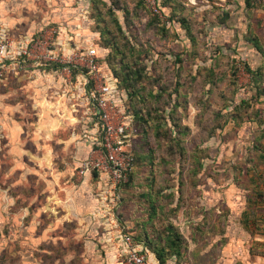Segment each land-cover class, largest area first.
Wrapping results in <instances>:
<instances>
[{
	"label": "rangeland",
	"instance_id": "374dc122",
	"mask_svg": "<svg viewBox=\"0 0 264 264\" xmlns=\"http://www.w3.org/2000/svg\"><path fill=\"white\" fill-rule=\"evenodd\" d=\"M161 1L168 10L169 0ZM153 2L0 0V20L6 30L25 38L46 24L63 25L64 21L56 18L66 13L69 22L62 26V35L68 36L72 45L67 51L74 47L97 49L103 66L112 68L119 79L118 100L134 113L135 126H140L139 133L131 131L129 149L136 155L135 165L129 184L119 190L117 212L150 264H217L220 255L215 235L229 234L230 227L226 223L222 232V226H217L215 199L224 201L227 217L232 211L228 204L238 194L236 188L254 183L255 175L241 172L249 167L250 159L241 156L248 144H242L239 137L264 105V95H256L264 88V63L248 64L233 57L231 49L210 43L204 18L192 7L188 9L193 23L187 38L191 46L184 40L175 42L169 16L158 18ZM73 33L79 35L72 38ZM38 69L17 71L35 73ZM249 69L255 70V80ZM13 74L11 70L7 78L0 79V264H105L94 225L86 218L93 205L88 193L94 180L85 187L80 181L83 177H77L82 158H62L61 142L51 143L53 137L36 135L35 123L44 113L39 94L43 92L45 100L57 97L63 103L62 112L49 111L62 121L67 119L63 111L67 113L66 105L74 96L66 94L63 79L59 88H52L56 80H49L44 90L39 85L32 93L28 81L34 83L39 78L28 75L29 80ZM55 89L59 94L52 92ZM243 99L250 102L248 108ZM37 102L41 108L34 107ZM239 103L240 112L249 111L245 117L253 119L237 124L232 110ZM8 112L22 125L29 122L25 127L29 138H24L20 147L6 126ZM78 122L82 123L76 121L73 128H62L54 137L77 131ZM83 129L77 146L85 138ZM17 133V139L23 138V128ZM44 140L50 142L49 158L42 151ZM68 168L72 172L66 174ZM69 188L75 189L73 194ZM78 195L84 199L79 207L80 221L67 218L61 222L62 211L70 213L72 207L68 203L56 208L55 201L77 199Z\"/></svg>",
	"mask_w": 264,
	"mask_h": 264
},
{
	"label": "crops",
	"instance_id": "0c3cea01",
	"mask_svg": "<svg viewBox=\"0 0 264 264\" xmlns=\"http://www.w3.org/2000/svg\"><path fill=\"white\" fill-rule=\"evenodd\" d=\"M172 4L174 11L182 10V7H184V9L189 7L195 8V10L198 11L196 14L206 19H203V26L210 31V37L208 38L212 41L210 43L223 45L227 51L231 49L233 57H238V59L248 64L264 63V4H255L253 0H172ZM178 6H180V8H178ZM186 13L189 15L188 11ZM188 17L193 19V15ZM56 19L67 21V15L65 13L62 18L57 17ZM71 25L75 26V24ZM76 28L75 26V30ZM185 31L182 32V35L185 36L186 44L191 46L190 40H187ZM78 35V33H75L74 38ZM211 35L213 36L211 37ZM27 68H31L33 71L36 69L33 67ZM38 70L40 71H35V73H29L27 70L24 74L15 70V75H13L14 77L23 76V78L28 79V75L32 78H35V76L38 77L39 80H34L35 84L32 81H28V86L32 93L34 90L31 89H36V86L39 85H41V88L44 90L46 87L44 84L49 80H56L54 86H51L52 88H59V86H61V80L63 79L61 76L53 74V71L51 73L49 72V74L44 73L40 68ZM42 80L44 83L41 84ZM64 84L65 82H63V86ZM60 88L62 89V87ZM64 89L66 91L68 87L65 86ZM52 92L56 94L57 91L55 89V91L53 90ZM57 93L59 94V92ZM43 96V92H41L39 94L40 98H38L44 102L42 109H40L43 110L44 113L43 115L40 113V118L35 123L37 128L36 135L38 137H43L44 135L48 136V138L50 136L53 137L55 140L51 143H54V141L61 142L62 144L59 145L61 146L59 154L63 156L62 158L68 159L67 157L71 158L73 156L79 159L82 158L83 162V160L89 156L92 149V143L90 139L86 137L87 133L91 132V125L89 116L85 114L84 107H82V105L79 107L70 102L69 105H66V110L68 109L67 113L63 111V115H66L67 119L62 121V118L54 116L57 115L56 113L52 115L49 111L53 112V110H58V112H62L64 109L63 103L57 100V97L45 100L46 98ZM261 99L264 103V98ZM58 101L59 103H57ZM57 104H59V106H57ZM33 105L36 108H41L39 103L38 106L36 103ZM259 111L260 114L263 115V118L258 116V122H256L257 118L255 122H248L244 125L246 132L242 134V137L240 133L239 138L242 144H248L244 146L246 149L242 150L243 154L241 156L243 158L264 160V149L256 147V143L258 142L264 144V105ZM7 116L6 126L13 134V142L16 144V147H20L19 143H21L24 138H29V129L25 128L28 127L29 122L22 120L24 122L22 125L21 121L11 116L9 112ZM76 121H82V123L78 122L77 125L79 126L77 131L68 130L70 135L68 133L64 134L65 136L59 134L54 137V133L61 131L60 129L62 128H73ZM21 128L24 130V136L23 138L19 136L17 139V132L20 131ZM82 128H84L85 138L82 140V144L77 146V136L79 137V134L82 135ZM43 138L48 139L45 137ZM44 142L46 143V148L43 147L44 150L42 151L47 152L48 154H46L45 158H49L50 152L48 146L50 142L47 140H44ZM70 147H73L71 151L68 150ZM82 162H80V164ZM80 164L77 167H79ZM248 164L250 166L248 174L252 175V177L255 175L252 178L254 183L247 188L245 187V189L236 188L238 194H234L235 198H232L228 204L232 208V211L227 217L224 214V201L220 202L219 197L215 199L217 207V226H222V232L225 229L224 226L226 223L230 227L229 234L215 235L217 240V253L220 255L217 264H264V162L260 163L257 167L253 166V162H249ZM29 171L31 172L32 170L30 169ZM64 172H66V174L71 173L72 169L68 168ZM242 174L246 175V173ZM77 177L78 180L83 177L80 181L82 184L86 185L85 187L91 185V179L95 182L92 191L90 190L91 193H88V195L92 197L93 205L91 206L90 214H88V210L86 211L88 214L86 218H89L88 221L94 225L93 233L98 235L97 244L102 249V252H105L107 259L105 264H123V260L120 257V253H122L123 250L122 243L117 239L119 229L115 226L111 228L108 224H104L105 222L102 219L95 216V212L98 210L101 202L99 193L103 183L99 178H94L91 174L85 176H80L78 174ZM218 187L219 185L217 188ZM74 190V188H69L67 191L73 194ZM62 191L63 190H60L58 192ZM82 203H84V199L81 195H78L77 199L72 198V200H69L63 198L55 201L54 205L56 208L64 207L67 204L72 207V212H68L69 214L67 211H62L59 218L60 221L65 222L67 218L70 220L78 219L80 216L79 207H81ZM78 220L80 221V219ZM126 225L130 229V226L128 224ZM210 249L211 248L208 247L206 250L209 251Z\"/></svg>",
	"mask_w": 264,
	"mask_h": 264
},
{
	"label": "built area",
	"instance_id": "2783aa9c",
	"mask_svg": "<svg viewBox=\"0 0 264 264\" xmlns=\"http://www.w3.org/2000/svg\"><path fill=\"white\" fill-rule=\"evenodd\" d=\"M253 2L264 4V0ZM153 8L155 14L164 16L157 0H154ZM63 25L49 24L37 35L18 38L6 30L0 20V79L11 70L33 67L47 73L48 66L57 65L53 74L64 79L68 87L66 94L74 96L71 103L82 105L89 116L91 132L86 137L90 139L92 149L80 164L78 174L99 173L98 178L103 183L99 195L103 201L95 216L111 228L115 226L119 229L117 239L122 243L120 257L123 264H150L143 248L127 232V226L117 212L119 190L129 181L135 165V157L129 149L133 116L118 100L117 79L104 70L95 47H87L84 51L74 47L67 51L68 46L72 45L66 40L68 36L62 35ZM73 36L74 33L71 34Z\"/></svg>",
	"mask_w": 264,
	"mask_h": 264
},
{
	"label": "trees",
	"instance_id": "16d2710c",
	"mask_svg": "<svg viewBox=\"0 0 264 264\" xmlns=\"http://www.w3.org/2000/svg\"><path fill=\"white\" fill-rule=\"evenodd\" d=\"M157 3H158V6L160 7V9H161V11H162V13H163V15L165 16V15H168L169 16V26L168 27H170L171 29H172V31L174 32V41L175 42H177V41H179V40H184L185 41V45H187L186 44V39H185V36H183L182 35V33L180 32V30H186L185 31V33H186V36H187V38H189L188 37V32H189V30L191 29V27H192V18L190 17H188V16H190V14L188 15L186 12L188 11V9L189 8H187V9H183V10H176V11H174V9H173V4H172V2L169 0V7H168V10H166V7H165V5H164V3L161 1V0H157ZM157 15V17L158 18H160V16L158 15V14H156ZM160 19H162V18H160ZM64 24L66 23V21H64L63 22ZM49 24H59V23H57V22H54V23H49ZM49 24H46L45 26H47V25H49ZM61 25V24H60ZM45 26H43V27H45ZM43 27H41V28H39V29H37V32H34L33 33V35H37L39 32H40V30L43 28ZM71 29L72 30H74L75 29V26L74 25H72V27H71ZM188 30V31H187ZM36 31V30H35ZM190 40V39H189ZM191 43V42H190ZM188 47H190V46H188ZM185 49H188L189 50V48H185ZM187 51V50H186ZM187 53V52H186ZM99 56H100V58H101V60H102V56H101V54L99 53ZM103 62V61H102ZM105 67V69L104 70H106V71H108V72H111L113 75H114V77L117 79V81H118V83H119V79H118V77L113 73V71L112 70H110V69H112V68H110L109 66H104ZM41 69V68H40ZM55 69H57V65L56 64H53V65H51V66H48V68H47V70L49 71V72H52V71H54ZM250 70V72L251 73H253V78H254V80H255V75H256V72H255V70H251V69H249ZM77 73V70H75V74ZM263 74V73H262ZM206 84V83H205ZM160 87H161V83H160ZM260 88H262V87H260ZM260 88H258V89H260ZM264 95V88L261 90V91H258L257 93H256V95L258 96V95ZM126 98H128L127 100H129V97L128 96H126ZM125 100V99H124ZM126 100V101H127ZM242 104H245V107H249L251 104H250V102L248 101V100H245V99H243L242 100ZM240 103L239 104H236L235 106H234V108H233V110L232 111H234V118L236 119V122H237V124H240L242 121H246V119L249 117V115H247L248 117L246 118L245 117V115L246 114H248L249 113V111H247V110H244V112H243V114L240 112L241 110H240ZM239 108V109H238ZM126 112H128V113H130L132 116H133V118L135 117V115H134V113H132L131 111H130V109L129 108H127V110H126ZM260 115V111L259 112H256V114L255 115ZM258 115V116H259ZM251 117V116H250ZM249 117V119H253V118H257L258 119V117L257 116H253V118L251 117L250 118ZM136 118V117H135ZM135 118H134V121H135ZM136 123V122H135ZM135 123L133 122V130L134 131H136V132H140V126L138 125V124H136V126H135ZM142 132V131H141ZM256 147H258L259 149H264V144L263 143H256ZM195 149L197 150L198 148L197 147H195ZM202 149H204V148H202ZM205 150V149H204ZM130 152H132V154H133V156L134 157H136V155H135V153L131 150ZM136 159V158H135ZM258 160H260V161H258L257 163L256 162H254V161H252V159H250V161H252L253 162V166H255V167H257L258 165H260V163H262V162H264V160H262V159H258ZM249 161V162H250ZM248 162V163H249ZM199 166L201 167L202 166V164H199ZM250 168V166L248 167V168H246V169H244L243 171H241L242 173H246V174H248V170H250L249 169ZM134 170V169H133ZM133 170H132V172H133ZM247 170V171H246ZM132 172H131V174H130V178H129V181L131 180V176H132ZM94 178H98L99 177V173L98 172H93V175H92ZM129 181L127 182L128 184H129ZM127 183H125V184H127ZM119 217H120V220L124 223V224H126L125 222H126V220L124 219V217L121 215V213L119 212ZM127 226V225H126ZM127 229H128V233H130L131 235H133L134 233H132V231H131V229H129L128 227H127ZM134 236V235H133Z\"/></svg>",
	"mask_w": 264,
	"mask_h": 264
}]
</instances>
